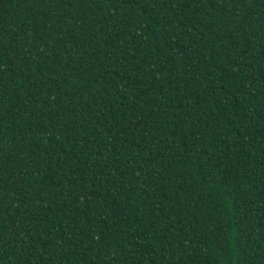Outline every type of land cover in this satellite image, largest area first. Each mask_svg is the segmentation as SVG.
Returning <instances> with one entry per match:
<instances>
[{
	"label": "trees",
	"instance_id": "1",
	"mask_svg": "<svg viewBox=\"0 0 264 264\" xmlns=\"http://www.w3.org/2000/svg\"><path fill=\"white\" fill-rule=\"evenodd\" d=\"M0 264H264V0H0Z\"/></svg>",
	"mask_w": 264,
	"mask_h": 264
}]
</instances>
